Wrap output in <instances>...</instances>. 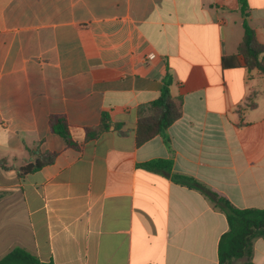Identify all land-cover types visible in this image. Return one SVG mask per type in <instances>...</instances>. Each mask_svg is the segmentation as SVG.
<instances>
[{"label":"crops","instance_id":"crops-1","mask_svg":"<svg viewBox=\"0 0 264 264\" xmlns=\"http://www.w3.org/2000/svg\"><path fill=\"white\" fill-rule=\"evenodd\" d=\"M244 22L264 45V0H0V260L220 264L229 224L208 192L264 208V74L244 64ZM169 79L182 116L138 145V109ZM35 150L53 164L20 176Z\"/></svg>","mask_w":264,"mask_h":264},{"label":"trees","instance_id":"trees-1","mask_svg":"<svg viewBox=\"0 0 264 264\" xmlns=\"http://www.w3.org/2000/svg\"><path fill=\"white\" fill-rule=\"evenodd\" d=\"M242 9L244 13L246 9L244 3ZM244 28L245 37L241 47L244 64L247 68L257 69L264 74V58L262 57L264 45L257 41L254 30L247 22H244ZM230 58L224 59V66L227 68L237 67L234 62H230ZM171 83L170 79L165 81L159 98L139 107L138 124L135 131L138 145L164 134L171 125L181 118L183 103L181 99L172 96ZM67 126L64 118H58L53 121L52 129L56 134L67 139L69 143H73ZM108 128V124H104L98 131L102 132ZM34 154H37V157L24 160L23 166L18 171L20 176L37 172L43 167L53 164L56 156L53 153L41 155L36 150ZM6 163V161H0V167L6 168ZM162 164H164L163 161H154L150 163V166ZM167 166H170L169 163ZM208 195L226 213L229 224V230L222 236L219 244L220 264H253L254 241L258 238L264 239V208L238 209L213 192H208ZM0 264H54V262L53 260L41 262L28 251L16 248L0 260Z\"/></svg>","mask_w":264,"mask_h":264}]
</instances>
